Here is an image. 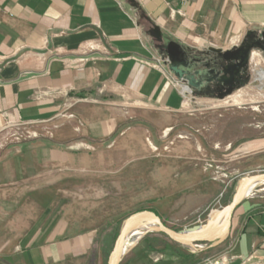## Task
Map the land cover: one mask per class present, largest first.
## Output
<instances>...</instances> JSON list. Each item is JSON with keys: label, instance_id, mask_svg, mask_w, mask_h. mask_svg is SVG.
<instances>
[{"label": "crops", "instance_id": "obj_1", "mask_svg": "<svg viewBox=\"0 0 264 264\" xmlns=\"http://www.w3.org/2000/svg\"><path fill=\"white\" fill-rule=\"evenodd\" d=\"M149 22L164 43L207 58L231 50L241 35L264 33V0H0V131L28 121L57 128L55 139L3 146L0 138V258L7 264L93 262L101 234L122 210L128 172L144 164L142 134L126 126L128 107L174 113L185 100L180 84L153 67L161 48ZM75 125H82L77 143ZM84 144L88 150L79 151ZM150 200L147 209L174 231L202 209L191 200L181 208L168 204L171 197L141 199ZM221 259L264 264V195L238 207ZM211 263L167 235L148 234L119 264Z\"/></svg>", "mask_w": 264, "mask_h": 264}, {"label": "rangeland", "instance_id": "obj_2", "mask_svg": "<svg viewBox=\"0 0 264 264\" xmlns=\"http://www.w3.org/2000/svg\"><path fill=\"white\" fill-rule=\"evenodd\" d=\"M261 35H241L232 49L250 42L252 38H260ZM153 40L161 48V68L182 87L184 104L179 112L174 113L143 106L134 114L133 109L128 107L129 124L132 125L126 126L132 130L139 129L142 134L144 158L141 163L144 164H140L137 170L132 168L135 169L132 174L128 172V192L122 196V210L116 216L115 223L101 234L91 264L109 263L122 227L130 217L144 211L159 216L155 209H147L153 201H141L143 197H171L176 201L173 203L170 200L168 204L175 206L179 203L181 208L189 200L192 205L202 206L200 211L176 226L179 232L196 225L204 226L217 212L233 202L244 178L264 173V76L259 75L264 71L263 49H252L247 75L239 79L232 93L222 97L203 93L177 78L169 68L170 62L163 61L169 57L166 50L169 42L164 43L163 37L158 42L154 37ZM156 63H153V67ZM81 128L82 125L73 128L74 143L81 139ZM55 130L57 128H47L35 121L20 122L7 125L0 131V138L3 146L20 145L45 138L55 139ZM120 133L111 137L108 144L119 138ZM78 150H88L87 145H81ZM115 181L118 185L119 181ZM258 195H264V184L257 186L251 195L237 205L229 219V232L225 238L189 245L191 250L203 253L211 260L225 256L238 207ZM119 198L112 195V199ZM186 223L191 226L185 228ZM148 234L165 235L160 230L149 231L145 235ZM0 264L7 263L0 258Z\"/></svg>", "mask_w": 264, "mask_h": 264}, {"label": "water", "instance_id": "obj_3", "mask_svg": "<svg viewBox=\"0 0 264 264\" xmlns=\"http://www.w3.org/2000/svg\"><path fill=\"white\" fill-rule=\"evenodd\" d=\"M261 39H264V33L260 36ZM259 46V45H258ZM257 47L255 44H249V43H243L241 46L236 47L231 50L227 51H214L217 53L216 55L209 56L208 61L204 64V67L209 69L213 63L217 64H222L224 62H228L226 65L221 67V70L218 72V74H221V72L224 73L223 78L225 81V87L223 86L225 92L221 95L224 97V95H228L233 92L234 89L237 88L239 84V78L244 77L247 75L248 71V63H249V58L252 49ZM264 51V48H262ZM167 54L169 56V61L170 65L169 68L170 70L179 78V79H184V73L183 68H190L192 69L193 67H189V54L188 51L185 47H183L180 43L176 41H170L167 44L166 47ZM217 70L215 69H210L208 72L209 73H215ZM197 74L200 73V71L196 72ZM230 84L229 86L226 87V84ZM188 84L193 87L195 86L194 82L190 80ZM264 178V173L256 176H250L244 178L236 191V194L234 196L233 202L225 207L222 211V214L228 213L229 214V219L232 218L233 216V211L237 207V205L241 202L238 200V196L241 193V190L243 188V185L246 181L248 180H260ZM141 215H148L152 216L156 221L159 226V230L163 232L165 235H167L171 240L183 244V245H193L199 242H202L204 240H207L204 236V234L198 233L199 230L203 226L201 225H196L193 226L189 229L183 230V231H174L171 228H169L161 219L160 216L155 214L154 212L151 211H144L141 213H138L132 217H130L123 225L122 230L118 236V239L115 243L114 250L111 254L110 260L108 264H112V258L115 255V253L119 250L121 243L124 241L126 238L129 230L131 229L133 225L134 219H136L138 216ZM230 222V221H229Z\"/></svg>", "mask_w": 264, "mask_h": 264}, {"label": "bare ground", "instance_id": "obj_4", "mask_svg": "<svg viewBox=\"0 0 264 264\" xmlns=\"http://www.w3.org/2000/svg\"><path fill=\"white\" fill-rule=\"evenodd\" d=\"M264 184V178L260 180H248L244 183L238 200L242 201L247 198L255 188ZM222 211L217 212L207 223L199 230L198 233L204 234L205 238L209 241L217 238H225L229 232V214ZM159 226L157 221L148 215L138 216L133 221V225L129 230L126 238L121 243L119 250L112 258V264H119L127 252L149 231H158Z\"/></svg>", "mask_w": 264, "mask_h": 264}, {"label": "flooded vegetation", "instance_id": "obj_5", "mask_svg": "<svg viewBox=\"0 0 264 264\" xmlns=\"http://www.w3.org/2000/svg\"><path fill=\"white\" fill-rule=\"evenodd\" d=\"M249 44H255L259 48H264V39L261 38H252L250 39V42H247ZM259 45V46H258ZM189 67L190 68H183L184 73V81L189 82L192 80L195 84L193 86L196 90H200L203 93L210 94L213 96H221L225 90L223 86L225 87V81L223 78L224 73L221 72V74H218V72L221 70V67L226 65L228 62H224L222 64L213 63L209 69L204 67V64L208 61L209 57H200L193 55L189 50ZM210 69L217 70L215 73H209L208 71ZM200 71L199 74L196 72ZM175 75V74H174ZM176 76V75H175ZM177 77V76H176ZM178 78V77H177ZM240 79V78H239ZM230 84H226V87Z\"/></svg>", "mask_w": 264, "mask_h": 264}, {"label": "trees", "instance_id": "obj_6", "mask_svg": "<svg viewBox=\"0 0 264 264\" xmlns=\"http://www.w3.org/2000/svg\"><path fill=\"white\" fill-rule=\"evenodd\" d=\"M141 18H143V19L146 18V15L143 12H141ZM149 27H150L149 28L150 33L155 38L156 42L161 40L162 34L158 31V28L155 26V24L152 22H149Z\"/></svg>", "mask_w": 264, "mask_h": 264}, {"label": "built area", "instance_id": "obj_7", "mask_svg": "<svg viewBox=\"0 0 264 264\" xmlns=\"http://www.w3.org/2000/svg\"><path fill=\"white\" fill-rule=\"evenodd\" d=\"M163 61L166 62V63L170 62V61H169V57L164 58ZM154 67H159V68H161V60H160V59L157 60V63L154 65ZM161 69L163 70V72H164L167 76L170 77V74H169L165 69H163V68H161ZM223 263H224V260H223V259H215V260H212V263H211V264H223Z\"/></svg>", "mask_w": 264, "mask_h": 264}]
</instances>
